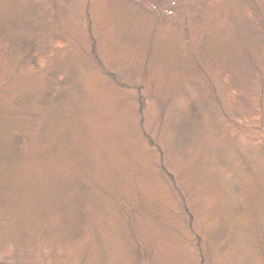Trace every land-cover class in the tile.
I'll return each mask as SVG.
<instances>
[{
	"label": "trees",
	"instance_id": "1",
	"mask_svg": "<svg viewBox=\"0 0 264 264\" xmlns=\"http://www.w3.org/2000/svg\"><path fill=\"white\" fill-rule=\"evenodd\" d=\"M74 1L0 0V202H13L19 194L44 202L53 190L50 214L37 216V209L28 213L29 205H34L31 202L24 212L28 218L20 220L16 230L3 229L5 221L0 220V264H210V250L217 244L225 245L227 237L217 231L213 237L204 234L205 225L197 210L193 211L192 195L187 193V173L180 169L179 159L169 162L173 159L162 143L161 131H165L166 109L174 99L184 103L178 112L183 111L190 121L196 119L202 104V111L213 114L214 123L225 126L235 141L234 147L223 150L226 157L220 165L238 193L249 177L255 183V172L264 175V0H79L83 2V29L70 21ZM94 22L114 28L112 35L121 38L120 51L137 61L144 80L120 85L101 61ZM130 28L147 29L150 37L144 40L137 32L129 34ZM110 41L103 43L106 50L114 48ZM67 58H78L80 67L97 75L107 91L112 87L119 92L111 93L113 106L122 108L129 102L133 106V130L139 137L133 142L127 135L122 142L126 159L118 161L116 169L121 165L124 169L111 182L115 193V234L111 239L104 237L105 223L97 219L101 216L90 190L95 182L89 163L100 145L94 140L95 116L90 112L96 104L94 99L87 104L80 72L63 66ZM166 81L180 84L175 83L167 102L159 105L148 122L147 100L152 92L165 94L159 84L171 85ZM219 89L231 93L229 101L235 104H229L228 110L219 101ZM253 113L259 115L255 121L242 123L241 116ZM54 114L62 119L66 115L65 146L48 144L61 136L56 132L39 137ZM107 116L106 112L100 115L103 120ZM193 124L195 127L196 122ZM172 125L171 135L182 139L187 124ZM241 131L251 141L247 145L257 148L260 162L256 168L248 156L238 153L236 139ZM61 148L75 155L80 168L65 179L43 182L47 193L42 196L38 189L43 183L36 180L35 165L49 160ZM136 148L147 150L146 160L157 176L150 180L148 189L154 190V181L162 180L171 193L170 202H174L166 217L180 223L183 241L172 240L167 252L155 251L139 233L138 218L144 208L137 199L134 204L130 200L138 193L137 185L146 183L143 176L150 174L142 167ZM144 199L145 208H149V199ZM157 203L153 208L160 206Z\"/></svg>",
	"mask_w": 264,
	"mask_h": 264
},
{
	"label": "rangeland",
	"instance_id": "2",
	"mask_svg": "<svg viewBox=\"0 0 264 264\" xmlns=\"http://www.w3.org/2000/svg\"><path fill=\"white\" fill-rule=\"evenodd\" d=\"M82 8L83 2L79 0H75L70 6V21L77 28H82ZM106 26L108 25L99 22H94L93 25V32L97 40V45H99L98 53L101 61L107 69L111 70L118 77L120 85L124 84L129 86L133 83H140L142 79L144 80L145 76H142L139 65L136 63L137 61L126 57L125 53L120 51V36L116 35L114 37V35H112V30H114V28L112 27L111 29L109 26ZM132 31L144 37V40L150 37L147 29H138L137 31L136 28H130L129 34ZM105 40L112 41H110V45H114L113 50H110L111 48L106 50L103 44ZM145 42L147 44V41ZM261 56L262 54H259V57ZM75 60L67 58V60L63 62V66H73L80 72L82 85H84V91L87 95V104H91V99H94V103L96 104V106L93 107L95 111L90 112L95 116V119H93L95 124L92 128V131L95 133L94 140L98 141L100 145L95 147L94 154L96 157L89 163L90 168L92 167L91 173L93 174V180L95 182L93 188L90 190L92 200L95 201L93 204L96 205L97 213L102 218L97 219L105 223L104 237L111 239L115 234L113 230V201L115 199V195L113 197V194L115 193L111 182L115 179L117 180L121 174L120 170L124 169L122 165L118 168L120 170L116 169L117 162H122L126 159L122 142L127 140V135H131L130 139L133 142L137 141L139 137L133 130L135 124L131 116L133 115V106L131 102L126 103L122 108L115 105L113 106L110 100L114 94L111 93L119 94V92H116L112 87V89L109 88L110 90L107 91L102 84V80L99 79L97 75L86 73L84 67H80L81 65L78 58ZM37 79L39 82L40 79ZM149 81L150 78L147 80V85ZM166 83H171V85L169 84L167 86L165 83L159 84L165 91V94L159 96L156 92H152L150 100H147L145 116L148 122H151L154 114L159 111V105L167 102V99L175 87V83L178 82L172 83L166 81ZM157 88L159 87L157 86ZM170 88L171 90H169ZM219 90V101H221L222 106L228 110L227 106L229 104H235L233 101H229V95H231V93L228 90ZM189 92L193 93L191 90ZM125 94L127 95V93ZM242 97L244 98L243 95ZM180 103L181 100L174 99L166 109L165 122L167 121V123L165 124V131H161L163 137L162 143L168 148L167 152H169V156L173 159L171 161L168 156L169 162L175 163L179 159L180 166H177L182 169L183 173H187L186 176L188 178H186V176L184 178L188 185L187 193H191L190 195H192L193 211L195 209L197 210L195 213L199 221H202L205 225L204 234L213 237L216 236L217 233L214 232L217 231L227 237L225 245L217 244L215 248L211 246L213 248L208 255L209 263L264 264V175L255 172L253 174L255 183L253 179L251 181V177H249L246 184L240 187V193H238V188L234 186L232 182H229L231 178L228 175L229 173L222 174L224 166L220 165L221 160L226 157L225 154H223V150H225L226 147L229 149L234 147L233 143H235V141L233 139L231 140L226 132L225 126H218L214 123L215 116L213 114L210 115L209 112L205 113L202 111L204 108L202 104L198 106L199 111L196 119L190 121L188 116L185 117L181 114L183 111H181V113L178 112ZM237 103H240V101ZM181 107H184L183 102L181 103ZM104 112L108 115L105 120L100 117ZM249 115L251 117L241 116L242 123L251 124L252 121H255L257 116H259L256 113ZM173 121L176 123L181 122L185 125L187 124L188 128H184L187 132L182 139H176L174 135H171V131L174 129L172 125V123H174ZM77 122H79V120ZM193 122H196V128L193 126ZM51 131L61 136L54 137L48 144L57 142V144L61 143L65 146L66 115L64 119L57 114L52 115L48 121L46 130H44L39 137H47ZM121 131H124V133H122L124 135L123 137H120ZM74 142L72 145L76 148ZM247 142L251 141L246 139V134L241 131L236 139V145L239 148L238 153L243 152V156H248L250 158L249 162L256 168V162H260L257 148L256 146L249 147ZM99 146H101L100 151ZM138 149L139 148L135 149L138 159L143 164L142 167L146 168L150 175L143 176L142 174L143 180H145L147 184L141 181L139 187L137 185L138 193H136V197L131 199L130 202L134 204L137 199L142 203L141 205L144 208L143 216H139L138 218V221H140L139 233L142 235V240L145 243H151L153 247H155V251L167 252L170 249L169 245L172 240H177V242L179 241L181 243L183 241L182 237L179 235L180 223L177 220L176 222L169 221V217H166L170 209L174 207V202H170L172 201L171 193L169 189H167L165 183L162 180H155L154 182L156 185L154 190L151 191V188L148 189L150 180L154 175L155 177L157 176L153 172L149 160H146L147 150ZM131 153L132 151L127 152V154H130L132 157L133 153ZM74 157L75 155L70 154L69 151L66 152L64 149L60 150L55 155H50L49 160H44L38 165H35V169H37L36 180L42 183L51 180V182L54 183L60 179H65L67 175H73L77 169L80 168L79 162ZM133 158H135V156H133ZM197 163H201V166L200 164L196 165ZM81 166L84 167L85 165L82 164ZM261 167L264 168V165ZM148 176H150V179H146ZM225 185H227V187H225ZM41 186L42 187L38 189V191L42 196H45L44 194L47 193L46 184L43 183ZM144 189H147V191ZM233 191L236 192V195L238 193V197L234 195ZM52 192L53 190L49 191L44 202L33 201L22 194H19L13 202H0V220L3 219V221H5V227L2 228L6 230H8V228L16 230L21 223L20 220L28 218L24 212L26 210V205L31 202V204L34 205H29L27 208L28 213L37 209V216L44 215L45 213L50 214L51 211L48 210V208L52 205ZM58 193L59 192H56L55 194L57 195ZM144 197L146 201L149 199L147 201L149 208H145L146 202ZM47 201L49 202L46 204ZM157 202H160V206L153 208L158 204ZM30 217L31 215H29V218ZM7 224H9V227ZM177 229L178 231H176ZM85 242L86 241L83 242L82 247L85 245ZM91 244L92 242L89 243V246ZM181 245L182 244H179V246ZM184 260L185 258L180 256V261L184 262Z\"/></svg>",
	"mask_w": 264,
	"mask_h": 264
}]
</instances>
